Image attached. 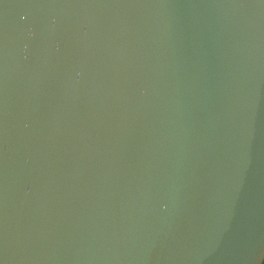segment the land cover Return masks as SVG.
<instances>
[{
  "label": "water",
  "instance_id": "water-1",
  "mask_svg": "<svg viewBox=\"0 0 264 264\" xmlns=\"http://www.w3.org/2000/svg\"><path fill=\"white\" fill-rule=\"evenodd\" d=\"M0 264H264V0H0Z\"/></svg>",
  "mask_w": 264,
  "mask_h": 264
}]
</instances>
